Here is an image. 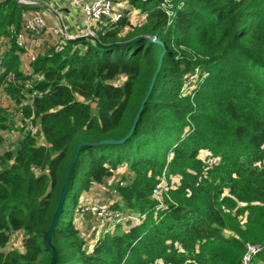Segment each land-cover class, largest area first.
<instances>
[{
	"label": "trees",
	"instance_id": "16d2710c",
	"mask_svg": "<svg viewBox=\"0 0 264 264\" xmlns=\"http://www.w3.org/2000/svg\"><path fill=\"white\" fill-rule=\"evenodd\" d=\"M129 1L142 24L66 39L31 72L13 28L39 6L0 1V37H11L0 87L40 128L0 153V264H52L45 235L80 145L48 240L54 264H243L246 243H264V0H171V22L165 0ZM12 123L0 106V131ZM123 165L112 207L140 218L97 226L89 243L75 208ZM17 232L23 249H3Z\"/></svg>",
	"mask_w": 264,
	"mask_h": 264
},
{
	"label": "built area",
	"instance_id": "2783aa9c",
	"mask_svg": "<svg viewBox=\"0 0 264 264\" xmlns=\"http://www.w3.org/2000/svg\"><path fill=\"white\" fill-rule=\"evenodd\" d=\"M1 1V0H0ZM19 2L29 5V6H39V8H32L33 10H27L22 19V25L19 30H15L13 28V35H15V43L21 49V59L22 55H26L30 60L31 63L36 59L38 53L41 50H37L36 48L40 47L39 37L46 31L48 27V23L46 20V16L44 14L43 7L39 0H18ZM67 2H74L81 5L82 10L86 13V22L87 26L85 29L84 36L89 37L96 41L98 34L97 30L103 28L105 26L110 28V24H116L123 19H129L132 21L134 17L143 16L139 9L134 7L129 0H92V1H85V0H66ZM171 0H165L161 7L165 10L168 17L171 18L173 16V10L171 9ZM49 10L55 12L56 16L58 17L59 21L61 17L59 16L57 8H50L46 7ZM61 33L65 36V39L62 40L61 43H64L66 39H74L75 37L68 35L64 28H60ZM147 38L149 40L155 41L157 37L155 35H148ZM10 38L6 36L0 37V73L4 72V68L2 65L1 55L5 53V49H9L11 47ZM2 48H4L2 50ZM32 70V68H31ZM31 72V71H30ZM14 80V74L10 73L8 76V81ZM39 93L37 91H33L29 94L28 98L33 99ZM24 103L17 105L15 101L8 95L5 90V86L0 87V106L9 109L11 116L13 119L21 120L23 125L22 136L23 137L26 133H31L36 135L39 131V126L35 125L31 118L25 117L26 119L23 120L24 110L22 109ZM28 124V125H27ZM27 125V126H26ZM16 126V125H15ZM10 133L14 132L15 129L13 126H10L7 129ZM6 131V130H5ZM40 144H45V139L43 137L38 138ZM43 142V143H42ZM6 149V148H4ZM0 150V153L3 150ZM127 183V179H123L120 182V185L123 186ZM166 183L161 180L153 190V195L156 197L159 202L160 206L164 205L163 197L161 194L162 189ZM94 211H98V217L103 220V223L99 225V229L105 226L104 220H108L109 223L114 226L119 222H124L128 219L130 220H138L140 216L135 213H124L119 209H114L111 205L107 206H94ZM264 251V243H254V242H247L246 243V250L243 254V264H252L254 258L259 255L261 252Z\"/></svg>",
	"mask_w": 264,
	"mask_h": 264
},
{
	"label": "rangeland",
	"instance_id": "374dc122",
	"mask_svg": "<svg viewBox=\"0 0 264 264\" xmlns=\"http://www.w3.org/2000/svg\"><path fill=\"white\" fill-rule=\"evenodd\" d=\"M62 19L65 22L66 19L64 20L63 17ZM143 22H144V16L141 17L137 16L132 19V23L134 24H142ZM55 23L56 26H58V24L61 26V22L57 18L55 20ZM3 49L4 48H2V50ZM116 82L122 84L124 82V77H119L116 80ZM192 87H195V81L191 82L190 88ZM10 126L14 127L15 129L14 132L10 133L8 130L0 131V150L4 148H8L11 143L19 139V136H22L23 129H25V127L23 128L21 120L19 119H13V123ZM128 175L129 176L131 175V171L126 167V165H123V167L121 166L115 171V174L113 176L107 178L105 184L96 183L92 188H90L87 191H84V193L82 194V198L79 201L78 206L75 208L74 221L80 227L81 231L83 232L85 238L89 243L90 241H92L91 239L94 231L93 229H95L97 226L99 227L100 224L101 226H103L102 225L103 220H101L97 216L98 211H94L93 207L98 205L112 206L114 203H116L118 201V198H115L116 195L113 192L115 190L114 187L120 185V182L123 181V179H128L129 178ZM107 223H109V221L107 219L104 220V224L106 225ZM99 235L100 233H98V237ZM23 240H24L23 232L13 233L11 235L9 243L3 249L9 250L12 248H16L22 250ZM254 262H255L254 264H264V261L260 262L259 260H257Z\"/></svg>",
	"mask_w": 264,
	"mask_h": 264
},
{
	"label": "crops",
	"instance_id": "0c3cea01",
	"mask_svg": "<svg viewBox=\"0 0 264 264\" xmlns=\"http://www.w3.org/2000/svg\"><path fill=\"white\" fill-rule=\"evenodd\" d=\"M92 1V0H85ZM41 3L42 9L46 16L48 27L46 31L39 37L40 47L36 48L38 51L47 50L51 47L59 45L65 36L61 33L60 28H64L65 32L68 35H71L75 38L84 36L85 29L87 26L86 22V13L82 10L81 5L74 2H67L66 0H39ZM46 7L57 8L59 16L61 17V26L58 24L56 26L55 20L58 17L55 12L49 10ZM28 10H33L28 9ZM64 18L65 22L63 21ZM67 22V23H66ZM74 38V39H75ZM7 49H5L6 51ZM21 68L25 72L31 71L30 60L24 54L21 59ZM118 201H121V198H118ZM262 262L261 260H259ZM255 263V262H254ZM253 263V264H254Z\"/></svg>",
	"mask_w": 264,
	"mask_h": 264
},
{
	"label": "water",
	"instance_id": "95a60500",
	"mask_svg": "<svg viewBox=\"0 0 264 264\" xmlns=\"http://www.w3.org/2000/svg\"><path fill=\"white\" fill-rule=\"evenodd\" d=\"M160 67H161V61H160L159 68H158V70H157L156 73H155L154 78L157 76V73H158ZM152 85H153V83H152ZM152 85H151V89H152ZM145 101H146V100H145ZM143 105H144V103L142 104V106H141V108H140V110H139V112H138V114H137V116H136V119H135V121H134V124H133V127H132L131 132H130L125 138H123V139H121V140H118V141H116V142H122V141H125V140H126V139H127V138H128L133 132H134V129H135V127H136V125H137V122H138V118H139V116L141 115V112H142V109H143ZM80 146H81V145H80ZM80 146H79V148H80ZM79 148H78V150H77V152H76L74 158L72 159V162H71V164H70V166H69V168H68V175H67V178H66V181H65V184H64V191H63L62 196H61V200H60V204H59L58 211H57V213H56V215H55V217H54V219H53V222H52V224H51V226H50L48 232H47L46 235H45V245L47 246V248H49V249H51V250L53 251L52 253H53V255H54V260H53L52 264L55 263V260H56V252H55V251L52 249V247L48 244V240H49V238H50V236H51V234H52V231L54 230V228H55V226H56V224H57V221H58L59 215H60L61 210H62V208H63V204H64V201H65V196H66V192H67L68 183H69L70 176H71L72 169H73V164H74V162L76 161V159H77V157H78L79 150H80Z\"/></svg>",
	"mask_w": 264,
	"mask_h": 264
},
{
	"label": "clouds",
	"instance_id": "9594fccd",
	"mask_svg": "<svg viewBox=\"0 0 264 264\" xmlns=\"http://www.w3.org/2000/svg\"><path fill=\"white\" fill-rule=\"evenodd\" d=\"M263 252H264V251H263ZM261 253H262V252H261ZM261 253H260V254H261ZM260 254H259V255H260ZM259 255H257V256H256L254 259H256V258H257ZM252 263H254V260H253V262H252Z\"/></svg>",
	"mask_w": 264,
	"mask_h": 264
}]
</instances>
